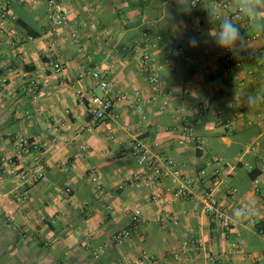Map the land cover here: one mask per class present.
Wrapping results in <instances>:
<instances>
[{
    "label": "crops",
    "instance_id": "1",
    "mask_svg": "<svg viewBox=\"0 0 264 264\" xmlns=\"http://www.w3.org/2000/svg\"><path fill=\"white\" fill-rule=\"evenodd\" d=\"M62 1L70 25L56 38L45 1L0 0L10 14L0 27V264H264V34L256 31L230 69L211 42L238 0H222L227 7L208 0L198 9L190 0ZM210 9L219 16L210 17ZM197 17L208 42L192 47L188 39L197 35L188 24ZM26 25L38 36L27 39ZM244 25L242 35L256 33L247 17ZM144 27L161 42L146 47ZM105 65L117 101L113 116L95 121L79 90H100L79 74ZM184 126L201 149L178 142ZM20 136L38 146L30 157L45 176L34 183L3 166ZM136 141L167 171L151 185L136 184L145 166L130 152ZM185 178L191 187L178 195ZM209 192L220 217L205 211ZM242 208L252 214L234 220ZM129 228V237L113 240Z\"/></svg>",
    "mask_w": 264,
    "mask_h": 264
},
{
    "label": "built area",
    "instance_id": "2",
    "mask_svg": "<svg viewBox=\"0 0 264 264\" xmlns=\"http://www.w3.org/2000/svg\"><path fill=\"white\" fill-rule=\"evenodd\" d=\"M36 2L37 0H32ZM45 1L47 5V28L48 31L51 32L53 35L52 37L59 35L60 29L68 27L70 25V13L68 8L65 6L62 0H43ZM208 2V0H190L189 4L194 9H198L201 4ZM215 5L218 7H227L229 5V2H222V0H217L215 2ZM216 17L219 16V12L216 10ZM10 17L9 14V7L7 3L0 5V27H3L5 25V22ZM233 20L234 23H236L241 28V33L244 32V22H245V16H243L240 11L238 5L235 7L234 10L228 12L227 16ZM203 20L201 17H197L196 22L189 23L188 29L191 31H194L198 37H200L203 40L202 37V26ZM74 37L77 36L76 32H73L72 34ZM260 35L259 32H256L252 35L245 36L247 41L257 38ZM143 36V43L146 47H154L162 40L161 35L153 36L151 33V30L149 27H144L142 31ZM27 39L31 40L34 37L31 35L26 36ZM202 42L201 44H203ZM217 55L220 57H223L225 62L229 64L228 69H230L231 65L239 64L237 61L235 62V59L233 57V54L230 52H217ZM183 57L187 61H191V58L183 55ZM144 59H149L150 55L146 51L143 56ZM61 68L57 67V70H60ZM110 72V68L108 65L105 66H95L90 67L87 69H82L79 76L80 79H83L85 77H89L92 79V81L96 84L98 89L100 90V93L95 92H85L83 90H79V94L84 100H86V103L89 107V111L94 117L95 121L104 119L108 116L114 115V109L115 104L117 101V97L115 96L113 92V82L109 79L108 75ZM261 74L264 77V59L261 63ZM150 82L153 84H157L158 82V76L155 72H152L149 76ZM38 89V82L36 80H32L29 84L28 90L31 93L36 92ZM259 97L261 101L264 104V88L259 92ZM182 133L184 135L183 138H180L178 140L179 143L183 144L186 141L194 143L195 147L197 149H201L202 145L201 142L197 139L193 128L190 126H184L182 129ZM37 143L33 140H31L29 137L26 136H20L16 139L13 149H11L9 154H6L3 156V166H5V170L18 178L21 182H27V183H34L38 181L39 179H43L45 174L43 171V166L40 165L35 158L30 157L33 150L37 149ZM80 148L83 151H87L88 148L85 144H81ZM257 146L252 145L251 150L256 151ZM131 154L138 158V160L144 164V169L142 172L137 174L136 184H139L141 180L145 184L151 185L152 181L155 179H159L164 177V175L167 173L165 168L158 163L157 158L153 156L143 145V143L136 141L131 146ZM14 159H18L19 161H15ZM215 161L218 164H222L223 160L220 158H216ZM166 163V160H164ZM171 162V161H168ZM93 180H97V176L93 175ZM257 182V180H256ZM190 186V180L185 178L181 181L178 189L176 190V194L178 195H184L188 193V189ZM236 190V189H234ZM25 197V196H24ZM157 199L160 198V196L156 197ZM204 208L205 211L214 214L218 217L222 216V209L219 206V203L216 199V197L211 193L205 194L204 197ZM140 213L141 211L139 209L134 210L132 214V221L134 224H136L140 219ZM162 217L159 216L158 219H161ZM131 235V230L124 229L122 231H119L114 234L113 240L115 242H121L123 239L129 237ZM103 251L102 248L98 249L95 252V257H98L99 254ZM172 256L175 260H179L181 255L178 252L172 253ZM155 263H158L156 260Z\"/></svg>",
    "mask_w": 264,
    "mask_h": 264
},
{
    "label": "clouds",
    "instance_id": "3",
    "mask_svg": "<svg viewBox=\"0 0 264 264\" xmlns=\"http://www.w3.org/2000/svg\"><path fill=\"white\" fill-rule=\"evenodd\" d=\"M240 13L247 17L250 21V28L256 32L264 34V19L258 20L261 8H264V0H238ZM208 15L215 19L216 13L214 9H210ZM202 39L198 36H191L188 39L189 46H199ZM211 42L219 49L230 52L235 56L249 49L245 35H242L241 28L233 22L229 17H224L220 20L218 29L211 37ZM248 106H252L256 102V98L248 96L246 98ZM252 214L250 209H237L233 213L234 220H242L248 218Z\"/></svg>",
    "mask_w": 264,
    "mask_h": 264
},
{
    "label": "trees",
    "instance_id": "4",
    "mask_svg": "<svg viewBox=\"0 0 264 264\" xmlns=\"http://www.w3.org/2000/svg\"><path fill=\"white\" fill-rule=\"evenodd\" d=\"M26 27L28 28V35H31L33 37L38 36V31L34 30L32 27H30L29 25H26ZM252 177L255 178L256 176H258V171H251Z\"/></svg>",
    "mask_w": 264,
    "mask_h": 264
}]
</instances>
